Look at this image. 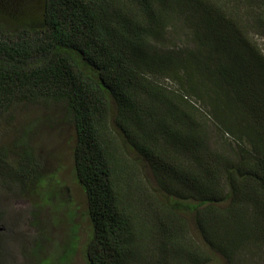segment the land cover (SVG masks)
<instances>
[{
	"label": "trees",
	"instance_id": "16d2710c",
	"mask_svg": "<svg viewBox=\"0 0 264 264\" xmlns=\"http://www.w3.org/2000/svg\"><path fill=\"white\" fill-rule=\"evenodd\" d=\"M255 34L264 0H0V123L23 103L71 125L87 264L264 260ZM15 154L8 168L0 154L5 184L41 180L30 151Z\"/></svg>",
	"mask_w": 264,
	"mask_h": 264
},
{
	"label": "rangeland",
	"instance_id": "374dc122",
	"mask_svg": "<svg viewBox=\"0 0 264 264\" xmlns=\"http://www.w3.org/2000/svg\"><path fill=\"white\" fill-rule=\"evenodd\" d=\"M255 37L264 50V40ZM160 81L174 86L170 78ZM59 110L53 105L20 103L0 123L3 166H16L15 152L26 148L40 162L42 175L41 180L20 190L17 185L9 188L0 174V224L8 229L7 235L0 234V242L4 246L9 241L7 254L1 249L0 264H87L86 248L93 228L86 194L73 166L74 132L71 125L54 119ZM44 116L53 119L47 122ZM37 119L42 122L18 142L22 127ZM138 166L133 167L135 174L140 173ZM258 263L264 264V260Z\"/></svg>",
	"mask_w": 264,
	"mask_h": 264
},
{
	"label": "flooded vegetation",
	"instance_id": "af4514ba",
	"mask_svg": "<svg viewBox=\"0 0 264 264\" xmlns=\"http://www.w3.org/2000/svg\"><path fill=\"white\" fill-rule=\"evenodd\" d=\"M7 232H8L7 227H6L4 224H0V234L7 235ZM8 244H9V241H8V240H5V244H4V246H2V243L0 242V253H2V252H1V249H3V247H4V254H7L8 249H9ZM0 255H2V254H0ZM2 256H3V255H2ZM4 258H5V257H4Z\"/></svg>",
	"mask_w": 264,
	"mask_h": 264
}]
</instances>
